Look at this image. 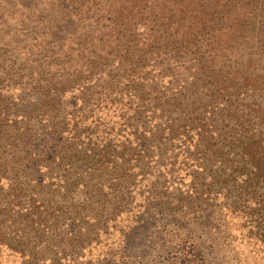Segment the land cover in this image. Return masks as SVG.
Segmentation results:
<instances>
[{
	"label": "trees",
	"instance_id": "obj_1",
	"mask_svg": "<svg viewBox=\"0 0 264 264\" xmlns=\"http://www.w3.org/2000/svg\"><path fill=\"white\" fill-rule=\"evenodd\" d=\"M15 153L44 191L0 173L16 230L72 245L39 264H115L171 230L151 264H264V0H0ZM8 235L0 264H32Z\"/></svg>",
	"mask_w": 264,
	"mask_h": 264
},
{
	"label": "rangeland",
	"instance_id": "obj_2",
	"mask_svg": "<svg viewBox=\"0 0 264 264\" xmlns=\"http://www.w3.org/2000/svg\"><path fill=\"white\" fill-rule=\"evenodd\" d=\"M10 56V55H6ZM15 68V67H14ZM8 154H12V150H6ZM17 152V151H16ZM14 157H18L15 153V156L12 155H0V173L4 172L5 176L11 181V187H17L19 189H22L23 191L30 192L33 191V193H42L44 194V191L40 190L39 187H37L35 184L31 183L27 179H22L21 177H17L18 179L15 180L14 172L13 170L9 169V166L13 165L12 163L8 164L7 162ZM14 160V159H13ZM51 191H48L50 193ZM9 188L8 185H4L1 187L0 184V231L3 233H8L13 230L7 237V241L10 242L13 246L16 248L23 250L25 253L29 255V260L32 264H39L43 260L47 258H51L53 256V253H60V254H70V249L72 245H67L68 238L64 235L65 230H58L57 228H54L52 236H42L39 237L37 233H33L30 231H17L15 221L13 219L16 217L14 211H8V206L6 204L8 200ZM42 194H39V197H42ZM57 199H60L59 196L56 197ZM28 232L27 234H25ZM76 235L75 232H73V235ZM82 238V240L85 238L86 235H88V229L80 232L79 234ZM164 239L163 244L157 245L154 249L145 247H138L136 246V250H132L131 258L123 260H116L115 264H151V262L156 260V257L162 256L164 259H169V256L165 254V251H171L170 249L173 247H177L178 242L185 238L183 234L180 232L171 230L168 234H163ZM139 236L136 235L131 241L132 244H137L135 240H138ZM77 240V239H76ZM75 242H73V245ZM103 245V244H102ZM214 245V244H213ZM132 249V248H130ZM160 249V252L158 250ZM219 250V249H218ZM77 252V250H76ZM0 253L6 254V249L2 246H0ZM212 255L216 254L217 252L212 251ZM219 259L214 261L216 264H233L232 261H230L229 258L225 255H221L219 253L218 255ZM10 261L12 259L10 258ZM165 263V260L163 261ZM8 264H14L9 263ZM18 264V263H17Z\"/></svg>",
	"mask_w": 264,
	"mask_h": 264
}]
</instances>
